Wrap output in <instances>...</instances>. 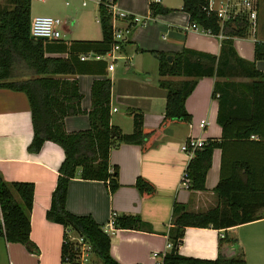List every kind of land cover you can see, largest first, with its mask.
I'll return each instance as SVG.
<instances>
[{
    "label": "crops",
    "instance_id": "1",
    "mask_svg": "<svg viewBox=\"0 0 264 264\" xmlns=\"http://www.w3.org/2000/svg\"><path fill=\"white\" fill-rule=\"evenodd\" d=\"M50 3V13L61 21V32L81 34L68 40H97L101 38L98 21L100 0H39ZM215 10L227 8L236 11L241 0H211ZM256 4L255 24L249 26L244 37H233L237 54L255 61L264 76V59L254 58L255 43H264V0ZM115 6L131 15L140 16L143 23L131 27L127 41L122 43L115 56L124 61L113 62L107 67L110 57H93L82 54L81 60H104L103 73L77 75L78 88L82 93V107H90V89L94 79L108 78L110 88V124L122 133L133 129L130 109L143 113L145 127H158L164 113L166 90L158 84L157 63L142 55H153L151 51L174 53L183 48L218 54L221 35H212L200 28L194 29L188 14L181 10L182 0H161L157 5L168 9L164 13L151 14L149 0H115ZM2 0H0V4ZM32 4V0H31ZM38 16L30 8V18ZM250 23V22H249ZM253 26V27H252ZM62 39V37L60 38ZM53 56H65L60 53ZM125 56V57H124ZM82 57H85L82 59ZM154 57V56H153ZM93 72H100L93 67ZM17 81L33 75L24 61L13 67ZM70 78V76H68ZM178 81L186 77H169ZM214 77H201L185 99V109L190 115L188 122L172 121L161 128L151 145L142 151L133 143H117L109 152V163L118 168L119 187L110 193L107 186L98 180H85L78 175L68 183L66 209L74 214H88L100 224L110 237L109 252L120 264H158L156 253L168 251L167 230L173 202H180L191 211H204L219 203L214 192L223 171L230 173L234 158L249 160L260 170L264 157V144L245 143L228 138L223 148H215L211 166L205 176V189L192 191L180 185L181 176L189 157L180 150L188 138L221 140L222 130L217 123V100L212 97ZM237 80H246L237 78ZM115 109V110H113ZM206 122L204 128L199 126ZM67 131L88 128L86 114L71 115L64 119ZM33 136L29 101L23 91L0 87V176L7 182L26 181L34 184L33 204L29 214V237L37 246L36 253L29 252L16 242H7L0 236V264H63L61 245L63 226L49 221L46 212L50 207L51 193L55 187L58 170L63 161L62 148L53 141L43 142L38 152H29L27 147ZM249 140H258L256 136ZM141 176L155 186L150 197H141L134 186ZM258 184L263 180L256 176ZM138 215L147 222L153 232L108 227L112 215ZM261 217L254 221L231 226L226 229L212 227H186L178 247L179 254L199 259H215L218 255V240L226 235L232 243L226 245L225 254L243 260L242 264H264V207H259ZM1 220V212H0Z\"/></svg>",
    "mask_w": 264,
    "mask_h": 264
},
{
    "label": "trees",
    "instance_id": "2",
    "mask_svg": "<svg viewBox=\"0 0 264 264\" xmlns=\"http://www.w3.org/2000/svg\"><path fill=\"white\" fill-rule=\"evenodd\" d=\"M0 4V87L23 91L29 101L33 136L27 149L38 152L43 142L53 141L63 150L64 158L58 170L46 212L49 221L63 226L61 261L71 253L68 233L82 235L92 246L102 264H120L109 252L110 237L91 215L74 214L66 209L68 183L78 175L85 180L102 181L110 193L118 187V168L109 163V152L117 143H133L145 151L161 128L172 121L188 122L185 99L201 77H214L212 97L217 100V123L222 130L221 140L205 139L202 147L186 165L190 178L188 189H205V176L211 166L215 148H223L228 138L245 143L264 144V76L255 61L240 57L233 37L248 34L250 23L246 16L236 15L221 23L209 0H182L181 10L188 14L189 22L212 35H222L218 54L190 48L168 53L151 51L157 60L158 84L166 90V102L158 127H145L143 113L130 109L133 129L122 133L110 124V88L108 78L94 79L90 89V107L85 110L81 101L76 76L85 73H103L104 60H81L82 54L104 55L113 42L111 16L106 10L107 0H100L98 21L101 38L97 40L36 39L30 34L31 0H3ZM115 1V0H114ZM151 14L168 9L150 4ZM254 58L264 59V43L256 42ZM60 53L65 56H53ZM170 58V59H169ZM24 61L33 75L17 81L13 67ZM100 72H93V67ZM70 76V78L68 77ZM186 77L173 81L169 77ZM237 78L246 80H237ZM86 114L89 126L83 130L67 131V116ZM112 134L114 135L112 137ZM256 136L258 140H249ZM262 177L258 184L256 176ZM134 186L141 197H150L155 186L138 176ZM34 184L26 181L7 182L0 176V236L7 242L22 244L27 251L36 253L37 246L29 237V214L33 204ZM219 203L204 211H191L180 202H173L167 241L171 244L162 254V264H242L243 260L225 254L226 245L232 243L226 235L218 240L215 259L186 257L178 252L186 227H212L226 229L254 221L264 207V157L260 170L243 158H234L228 175L221 172L213 189ZM114 227L153 232L152 227L138 215L122 214L114 219Z\"/></svg>",
    "mask_w": 264,
    "mask_h": 264
},
{
    "label": "built area",
    "instance_id": "3",
    "mask_svg": "<svg viewBox=\"0 0 264 264\" xmlns=\"http://www.w3.org/2000/svg\"><path fill=\"white\" fill-rule=\"evenodd\" d=\"M150 4H158L161 0H149ZM212 1L209 0V8L210 10L215 11L217 17L220 22L223 23L228 19L233 18L236 15H245L251 25L255 24L256 17V4L255 1L252 0H241V7L236 11H228L227 8H221L219 10H215L211 7ZM106 10L111 16V27H112V37L113 44L110 50L104 55H94L93 57H103L108 56L111 59L110 64L107 69H113V62L115 60V56L118 51L121 49L122 43L127 41V37L130 34L131 27L138 23H143L144 19L140 16L131 15L123 10L118 9L115 6L114 0H107L105 3ZM191 27L194 29H198L199 27L191 23ZM206 32V31H205ZM30 34L34 37L41 36L47 39H60L61 38V21L58 18L51 16H35L30 19ZM221 35V34H219ZM222 36V35H221ZM85 57H82V59ZM115 110V109H113ZM206 122L201 120L199 126L204 128ZM205 140L201 138H188L182 145L180 146V150L184 152L189 159L193 157L194 151L197 148L203 146ZM190 184V178L186 169L183 171L181 176L180 185L182 187L187 188ZM114 219L115 214L112 215L110 221L108 222V227H114ZM67 243H71V253H66L63 256L62 263L63 264H102L93 263L91 261V255L93 254L91 244L82 236L77 233H68L67 234ZM167 248L171 247V244L167 242ZM162 254L156 253L154 257L157 258L158 264H162Z\"/></svg>",
    "mask_w": 264,
    "mask_h": 264
},
{
    "label": "rangeland",
    "instance_id": "4",
    "mask_svg": "<svg viewBox=\"0 0 264 264\" xmlns=\"http://www.w3.org/2000/svg\"><path fill=\"white\" fill-rule=\"evenodd\" d=\"M252 1H254V0H252ZM3 2L4 1L2 0V3L1 4H3ZM31 5H32V11H33L34 14H36L38 16H51V17H55L56 18V16H54L53 14H51L49 12L51 7H50V3H48L47 1L41 2L39 0H32V4ZM79 35H81V34H77L76 32L75 33H72V34H69V33L65 32L64 30H62V32H61V37L64 40H68V39H70V38H72L74 36L77 37ZM117 55H119V56L122 57L123 56V53L122 54L117 53ZM142 57L145 58V60H148V61H150V62H152L154 64L157 63L156 58L153 57V55H151V54L150 55L144 54V55H142ZM120 58H117V60L114 63L116 64V63H119V62L124 61L123 59H120ZM91 261L93 263H100L99 259L94 254V252L91 255Z\"/></svg>",
    "mask_w": 264,
    "mask_h": 264
},
{
    "label": "water",
    "instance_id": "5",
    "mask_svg": "<svg viewBox=\"0 0 264 264\" xmlns=\"http://www.w3.org/2000/svg\"><path fill=\"white\" fill-rule=\"evenodd\" d=\"M34 37V36H33ZM36 39H47V38H45V37H41V36H37V37H35ZM170 59V58H169ZM114 135L112 134V137H113Z\"/></svg>",
    "mask_w": 264,
    "mask_h": 264
}]
</instances>
